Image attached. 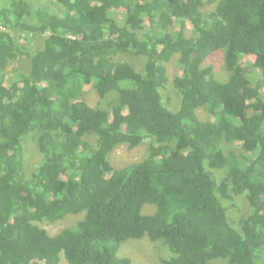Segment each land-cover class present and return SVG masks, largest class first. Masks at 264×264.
Returning <instances> with one entry per match:
<instances>
[{
  "label": "trees",
  "instance_id": "16d2710c",
  "mask_svg": "<svg viewBox=\"0 0 264 264\" xmlns=\"http://www.w3.org/2000/svg\"><path fill=\"white\" fill-rule=\"evenodd\" d=\"M50 1L62 10L0 0V264H139L119 254L128 239L146 264H264V0ZM173 57L175 111L161 91ZM20 58L26 71L6 70ZM143 143L112 166L117 146ZM237 195L249 208L232 222ZM68 216L55 234L40 225Z\"/></svg>",
  "mask_w": 264,
  "mask_h": 264
},
{
  "label": "rangeland",
  "instance_id": "374dc122",
  "mask_svg": "<svg viewBox=\"0 0 264 264\" xmlns=\"http://www.w3.org/2000/svg\"><path fill=\"white\" fill-rule=\"evenodd\" d=\"M34 4H40L44 3L47 6V9L57 12L61 11L62 8L57 6L54 2L50 0H31ZM207 8V7H206ZM205 8V9H206ZM185 35L190 36L192 34L191 32V24L189 22L186 23V30L184 31ZM23 42L25 40L21 38ZM41 46V40L38 39H32L29 41V50L33 51ZM120 58L122 59H129L133 61V64L137 69L141 68L142 61L140 58L136 57H130V56H121ZM177 57H173L171 62L168 64V70H167V75H168V84L164 87L161 88L162 91V96H163V102L168 109L175 111L176 108L178 107V95L176 90L172 87V79L180 74L181 70L179 65L177 64L176 61ZM247 62H253V57L249 56L245 58ZM205 64H212L213 65V71L214 74L217 78L219 79H226L227 77V72L223 67V62L221 55H214L210 56L205 60ZM20 68L23 71H26L27 69V63L26 60L23 58H20L18 61L10 64L6 70H13ZM10 72V71H8ZM252 79L257 78L256 75H251ZM89 85H87L88 87ZM86 100L90 103V105H96L99 101V98L97 97L96 93L88 88L86 91ZM197 114L201 117H205V112L204 111H197ZM36 136L32 133L30 136L27 137L24 143V149H25V155L24 159L26 162V172L28 173L29 170H32L34 163H37L40 159V152L38 151V148L36 146ZM236 149L238 150V143L236 142L235 144ZM226 146V145H225ZM228 146V145H227ZM230 146V145H229ZM232 147V146H230ZM227 148V147H226ZM147 152V145L145 143L134 147V148H128L126 144H120L117 146L109 155V160L115 168L125 166L127 164H130L132 162L138 161L142 159L143 156H145ZM153 206V207H152ZM153 208L155 209V205L151 204H145V207L143 208V212H152ZM249 205L248 201L243 195H237L235 196L234 200L232 203L227 202V209H228V217L230 221L235 222L237 218H239L241 215H246L248 211ZM80 217V216H79ZM79 217H74V216H68L62 220L53 222V223H47L43 222L40 223V225L45 228L50 234H55L59 232L62 228L73 225L77 221ZM144 238V237H143ZM142 239V238H141ZM140 239H128V243L124 244L122 248L119 251V254H123L125 252L131 251H137V255L139 256L138 263L139 264H146V260H148V257H145L148 254V250H144L142 248H139L138 246L140 245V241H136ZM126 241V242H127ZM142 244L144 243V240L141 241ZM135 254V253H134ZM59 264H68L66 259L62 254H60V260ZM210 264H223L221 261H214L211 262Z\"/></svg>",
  "mask_w": 264,
  "mask_h": 264
},
{
  "label": "built area",
  "instance_id": "2783aa9c",
  "mask_svg": "<svg viewBox=\"0 0 264 264\" xmlns=\"http://www.w3.org/2000/svg\"><path fill=\"white\" fill-rule=\"evenodd\" d=\"M5 30H6V28H4L3 25H0V31H5Z\"/></svg>",
  "mask_w": 264,
  "mask_h": 264
}]
</instances>
